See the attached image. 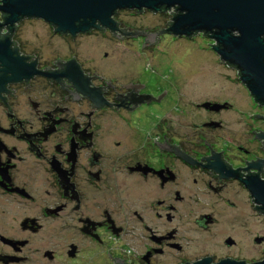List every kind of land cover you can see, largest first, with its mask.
<instances>
[{
	"label": "flooded vegetation",
	"instance_id": "af4514ba",
	"mask_svg": "<svg viewBox=\"0 0 264 264\" xmlns=\"http://www.w3.org/2000/svg\"><path fill=\"white\" fill-rule=\"evenodd\" d=\"M167 11L168 28L174 7L151 12ZM114 15V31L71 35L0 11V264L264 260V229H254L264 211L245 183L264 182V105L166 100L154 76L141 79L147 65L133 70L141 61H117L127 76L109 79L91 71L90 54L36 48L21 32L33 20L64 41L108 30L142 38V50L161 34L201 33L126 31Z\"/></svg>",
	"mask_w": 264,
	"mask_h": 264
},
{
	"label": "water",
	"instance_id": "95a60500",
	"mask_svg": "<svg viewBox=\"0 0 264 264\" xmlns=\"http://www.w3.org/2000/svg\"><path fill=\"white\" fill-rule=\"evenodd\" d=\"M163 7H176L178 13L168 28L166 23L159 30L167 28L184 36L195 31L206 36L202 33L206 32L221 59L238 69L246 94L264 105V0H0V11L9 24L35 17L71 35L99 27L116 30L112 16L117 10L156 12ZM245 183L264 211V182L254 176ZM252 264H264V260Z\"/></svg>",
	"mask_w": 264,
	"mask_h": 264
},
{
	"label": "rangeland",
	"instance_id": "374dc122",
	"mask_svg": "<svg viewBox=\"0 0 264 264\" xmlns=\"http://www.w3.org/2000/svg\"><path fill=\"white\" fill-rule=\"evenodd\" d=\"M114 19L119 21L126 31L156 32L159 27L169 22L170 14L169 11L153 13L144 9L136 13L134 9H122L114 15ZM21 32L36 48L58 50L60 54L69 50L90 54L86 58H89L88 64L91 71L109 79L127 76L123 69H116L120 61L122 64L126 63L128 67L141 61L142 65L138 66L137 63L136 67H132L133 70L138 67L142 69L144 65H147V72L144 73L147 76L142 74L141 79L149 80V74L154 76L156 83L153 85H157L156 88L168 89L169 96L166 100H171L170 97L174 100H191L197 103L206 100L212 102L252 100V96L246 94V88L240 82L236 70L228 69L210 49L214 45V40L201 33L190 39L161 34L153 50H142L140 48L142 38L114 36L108 30L104 33L82 34L76 39L64 41L58 36L52 37L50 28L46 24L33 20L23 24ZM103 52H107L108 56L104 57ZM117 61H119L118 66ZM170 73H173L172 80L169 79ZM257 127L255 122L254 128ZM260 228L264 229V221L254 215L255 233L259 232ZM262 249V247L254 246L255 256L260 254Z\"/></svg>",
	"mask_w": 264,
	"mask_h": 264
},
{
	"label": "trees",
	"instance_id": "16d2710c",
	"mask_svg": "<svg viewBox=\"0 0 264 264\" xmlns=\"http://www.w3.org/2000/svg\"><path fill=\"white\" fill-rule=\"evenodd\" d=\"M176 14V7H174V11H173V16ZM204 33L205 35L207 34L206 32H202Z\"/></svg>",
	"mask_w": 264,
	"mask_h": 264
}]
</instances>
